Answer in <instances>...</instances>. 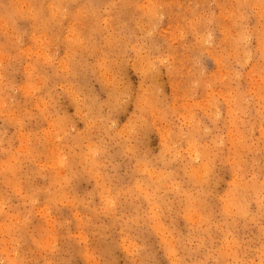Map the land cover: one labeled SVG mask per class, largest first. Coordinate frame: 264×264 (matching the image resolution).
Instances as JSON below:
<instances>
[{
  "label": "rangeland",
  "instance_id": "obj_1",
  "mask_svg": "<svg viewBox=\"0 0 264 264\" xmlns=\"http://www.w3.org/2000/svg\"><path fill=\"white\" fill-rule=\"evenodd\" d=\"M0 264H264V0H0Z\"/></svg>",
  "mask_w": 264,
  "mask_h": 264
},
{
  "label": "bare ground",
  "instance_id": "obj_2",
  "mask_svg": "<svg viewBox=\"0 0 264 264\" xmlns=\"http://www.w3.org/2000/svg\"><path fill=\"white\" fill-rule=\"evenodd\" d=\"M239 23V22H238ZM65 31V30H64ZM16 36V35H15ZM186 70V69H185ZM138 94V93H137ZM177 104V103H176ZM182 135V134H181ZM170 140V139H169ZM214 182V181H213Z\"/></svg>",
  "mask_w": 264,
  "mask_h": 264
}]
</instances>
